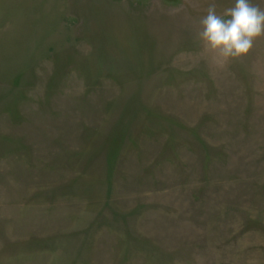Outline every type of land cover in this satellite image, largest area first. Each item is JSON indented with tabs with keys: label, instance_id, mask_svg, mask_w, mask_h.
Listing matches in <instances>:
<instances>
[{
	"label": "rangeland",
	"instance_id": "rangeland-1",
	"mask_svg": "<svg viewBox=\"0 0 264 264\" xmlns=\"http://www.w3.org/2000/svg\"><path fill=\"white\" fill-rule=\"evenodd\" d=\"M232 3L0 0V264H264V37H198Z\"/></svg>",
	"mask_w": 264,
	"mask_h": 264
},
{
	"label": "clouds",
	"instance_id": "clouds-1",
	"mask_svg": "<svg viewBox=\"0 0 264 264\" xmlns=\"http://www.w3.org/2000/svg\"><path fill=\"white\" fill-rule=\"evenodd\" d=\"M199 24L198 37L224 63L247 55L255 41L264 37V9L252 0H233L223 14H217L211 4Z\"/></svg>",
	"mask_w": 264,
	"mask_h": 264
}]
</instances>
